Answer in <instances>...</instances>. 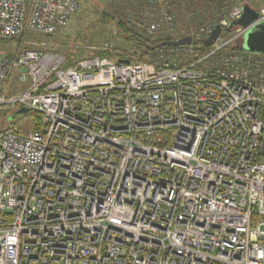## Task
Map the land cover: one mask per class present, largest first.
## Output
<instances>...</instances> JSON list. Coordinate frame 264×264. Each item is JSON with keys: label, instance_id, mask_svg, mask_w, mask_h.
I'll use <instances>...</instances> for the list:
<instances>
[{"label": "built area", "instance_id": "2783aa9c", "mask_svg": "<svg viewBox=\"0 0 264 264\" xmlns=\"http://www.w3.org/2000/svg\"><path fill=\"white\" fill-rule=\"evenodd\" d=\"M175 3L127 9L148 22L144 41L163 34L149 61L0 54V109L42 123L0 129V264H264V55L223 49L246 27L196 47L212 24L190 11L172 36ZM80 7L0 0V40L52 35ZM255 10L264 19V2Z\"/></svg>", "mask_w": 264, "mask_h": 264}, {"label": "rangeland", "instance_id": "374dc122", "mask_svg": "<svg viewBox=\"0 0 264 264\" xmlns=\"http://www.w3.org/2000/svg\"><path fill=\"white\" fill-rule=\"evenodd\" d=\"M129 2V0H80V9L70 14L65 25L54 34L44 36L31 33L40 36L38 39H41V44L34 45L40 49L57 50L61 53L71 49L78 57L100 49L104 43L111 45V48L119 47L130 52L137 45L135 46L134 41L127 39L126 33L117 25L118 20L124 21L126 25L130 24L127 17L131 14L127 12L128 6H126ZM105 13L106 16H104ZM133 15V20L140 17L139 14L133 13ZM238 18L239 16L235 20ZM141 19L146 21L144 17ZM138 29L140 28L133 25L132 32L129 33L139 34ZM173 31L169 33H174ZM17 46H21L17 39L0 40V54H11L15 52ZM13 112L10 109H0V127H5L12 120H21L20 115L11 119Z\"/></svg>", "mask_w": 264, "mask_h": 264}, {"label": "trees", "instance_id": "16d2710c", "mask_svg": "<svg viewBox=\"0 0 264 264\" xmlns=\"http://www.w3.org/2000/svg\"><path fill=\"white\" fill-rule=\"evenodd\" d=\"M131 1V0H129ZM173 2L176 0H172ZM134 2L136 4H127L126 6H128V10H131L132 8H134L137 3L142 2V0H134ZM247 3L249 4L252 8L254 9H258L259 6L261 5V3L264 2V0H182V4H176V6L178 7V19L175 20L174 22V26L172 31L174 33H170L172 36H177L179 35L181 32H185L186 26H187V19H186V14L188 11L193 13L192 18L189 19V23L191 25H195L197 23L198 20H200L201 18L205 21H207L208 23L213 24L214 21L219 17V16H227L231 7L235 4H240V3ZM242 6V5H241ZM133 13H135L133 11ZM137 14V13H135ZM107 14L105 13L104 16H106ZM130 19H134V15H130L129 16ZM141 18H143L142 15H140V17L135 20L137 22V24H133L130 21V24L126 25L124 23V21L122 20H118L117 21V25L120 29L123 30V32L126 33V38L129 40L134 41V44H138L140 47L139 49L136 50H132L130 52H127L125 49L123 48H119V47H115V48H111V49H97L92 53L86 54V56H90V55H100V56H106V57H110V58H116V57H123L124 58H128V60L130 61H149L151 59V55L153 53V50L155 48V46L162 40H164L163 38V34L159 33V35L157 36V39L155 40V42H147L144 41L140 34L133 32V33H129L132 32V26L135 25L137 27H139L140 29L141 26L145 23H147V21L142 20ZM145 19V18H144ZM128 22V21H127ZM214 28V27H213ZM237 27H232L229 28L227 27V25L223 26L222 31H221V35H228L229 33H231L233 30H235ZM142 31V30H141ZM169 33V32H168ZM35 34H31V33H27L22 35L20 38H18V42L21 44L22 47L24 48H31V49H37V50H47V49H40L39 47H35L34 44H39L41 39H38L40 36H37ZM195 43L197 46H199V40H195ZM41 44V43H40ZM228 50H236V44H232L230 46H228L227 48ZM49 51H57V50H49ZM65 55L66 58V63H71L73 62L76 58H78L77 54L75 52H73L71 49H68L66 51L62 52ZM21 120H12L9 123L6 124V126L4 127H0V129L2 128H6L8 126H10V124H16L18 126L19 132L21 134H26L27 132H29L30 130H38L41 128V123H40V115L39 113H34L31 110H29L28 112H26L23 115H20ZM260 146H259V151H258V160H262L264 161V142L263 139H260Z\"/></svg>", "mask_w": 264, "mask_h": 264}, {"label": "water", "instance_id": "95a60500", "mask_svg": "<svg viewBox=\"0 0 264 264\" xmlns=\"http://www.w3.org/2000/svg\"><path fill=\"white\" fill-rule=\"evenodd\" d=\"M241 10L242 13L239 16V18L228 24L229 27L235 24H239L240 26H245V27L247 26V29L243 33L241 39L238 41L237 44L238 47L246 51L261 53L264 55V19L255 21V19L258 16V12L247 3H244L241 6ZM220 30L221 27L219 25H216L210 31L209 35L205 39L201 40L202 44L205 46L210 45L211 42L217 37ZM184 42H189L188 36H184L177 41L168 40L163 42V44L178 45ZM115 60L118 63L128 62V58H123V57H116ZM26 112H28V109L26 107H19L18 109L14 110L10 118L12 119L17 115L24 114ZM263 141H264V136H263Z\"/></svg>", "mask_w": 264, "mask_h": 264}, {"label": "bare ground", "instance_id": "6f19581e", "mask_svg": "<svg viewBox=\"0 0 264 264\" xmlns=\"http://www.w3.org/2000/svg\"><path fill=\"white\" fill-rule=\"evenodd\" d=\"M241 8V7H240ZM241 13H242V10H241V12H240V14L238 15V16H240L241 15ZM237 16V17H238ZM236 19V18H235ZM235 19H232V20H229V21H227L226 23H213L212 24V29H213V27H215L216 25H219L220 27H221V30H220V32H219V34L217 35V39L218 40H220V41H226V37L224 36V35H221V31H222V28H223V26H225V25H227V27H229L228 26V24L230 23V22H232V21H234ZM148 23V22H147ZM147 23H145V24H143L142 26H141V30H144L145 29V27H146V24ZM232 27H237V28H244L245 26H240V25H232V26H230L229 28H232ZM236 28V29H237ZM173 29V28H172ZM246 29H247V26H246ZM245 29V30H246ZM245 30H244V32H245ZM172 31V30H171ZM170 30L169 31H167V32H171ZM234 31V30H233ZM232 31V32H233ZM243 32V33H244ZM243 33H242V35H243ZM230 34V33H229ZM228 34V35H229ZM242 35L240 36V38L238 39V40H236V41H234L233 43H231V44H229V42H226L222 47H223V49H225V50H228L227 48H228V46H230V45H232V44H236V47H237V51H243V52H248V51H246V50H244V49H241V48H239L238 47V41L241 39V37H242ZM227 36V35H226ZM190 40V39H189ZM199 40V44L201 45V40L200 39H198ZM193 42H194V44H195V46L196 47H198L197 45H196V43H195V40H193ZM161 43V42H160ZM159 43V44H160ZM254 53H256V52H254ZM124 58V57H123ZM70 63H66V62H64V66H68ZM19 107H17V109H18ZM25 114V113H24ZM20 115H23V114H20ZM40 115V114H39ZM40 123H41V115H40ZM38 131H42V123H41V128L40 129H38ZM263 136H264V129L262 130V132H261V134H260V136H259V144H260V139L262 138L263 139ZM264 142V141H263ZM259 151V150H258ZM260 161H262V160H260ZM264 162V161H263Z\"/></svg>", "mask_w": 264, "mask_h": 264}]
</instances>
